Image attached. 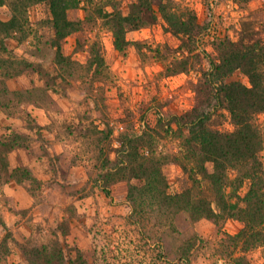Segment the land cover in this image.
Returning <instances> with one entry per match:
<instances>
[{
    "label": "rangeland",
    "instance_id": "1",
    "mask_svg": "<svg viewBox=\"0 0 264 264\" xmlns=\"http://www.w3.org/2000/svg\"><path fill=\"white\" fill-rule=\"evenodd\" d=\"M99 1L81 0L80 6L67 11L70 19L84 21L77 32L61 40L62 53L71 55L72 59L81 63L86 62L90 50H97L102 55L103 65L96 72L95 64L91 71L84 72L86 69H80L73 63L66 66L72 72H64V67L60 68L53 60L54 29L48 19L46 4L35 3L27 8L23 30L11 32L10 36L4 39V45H0V58L12 61L10 65L14 64L9 70H1L0 66V86L10 79H12L11 87H26L30 84L24 89H32L31 96L36 98V102L16 103L11 100V106L0 109V123L4 122L1 117L8 110L12 115L20 111L24 112L21 115L27 122L26 128L38 132L37 129L40 127L30 121V114L25 112V107L32 104L30 108L38 114L46 107L51 114L63 121L57 126L61 131L69 133L72 137L71 142L78 141L77 146L79 143L84 146L85 126L83 128L76 125L85 118L84 115L96 117L100 110V108L97 110V107L105 104L100 115L106 112L110 118L123 119L122 123L116 122L107 152L109 159L111 156L115 159V147L119 145L116 139L121 129L125 130L130 125L140 128L145 122L154 126L159 114L167 116L170 113H181L190 109L197 101L201 103L206 99L208 96L206 88L201 87L197 97L193 85L201 75L200 67L208 69L209 59H217V44L221 38L228 37L240 40L241 43L260 40L264 45V0H173L177 5L189 8L197 16L203 31L200 34L202 35L200 41L197 42L198 46L194 49L197 57L190 53L191 67L189 66L187 71L178 70L176 73L168 74L166 66L170 60L189 55L182 49V36L165 31L164 20L158 14L155 22L127 31L128 45L124 51H118L113 45L112 34L105 24L107 18L97 16L92 21H85L87 11L82 7L87 3L99 5ZM134 1L117 0L116 4L123 12H127ZM105 7L106 11L112 9L110 4ZM10 16L9 7L0 6V19L7 20ZM173 67L181 68L180 65ZM17 70L24 71L22 74L29 73L33 77L31 82L28 83L23 76L11 77L6 74L7 71ZM227 80L248 83L246 75L238 70L230 74ZM38 88L40 90H37ZM52 97L59 99V103L54 105ZM67 117L71 119L67 120L68 123L65 125L66 120L63 119ZM68 124L72 126L68 127ZM210 125L223 131L233 129V123L224 110L213 113ZM1 127L0 124V134L5 132L4 127L3 129ZM158 142V149L162 147L177 149L178 140L173 136L159 138ZM73 149L77 150L79 156L77 157L80 158L81 151L76 146ZM84 155L90 165H85V169L82 170L88 172L91 178L83 185L72 183L69 189L76 188L75 193L60 192L59 196H66L68 202H61L59 207L68 210H63L65 214L62 217L60 216L62 210L58 211L59 222L48 220L49 214L53 211L57 213L55 204L60 200L56 198L58 192L52 193L55 198L53 195L50 196L49 188L54 184H43L35 178L26 179L24 172L12 171L14 168L0 170V191L3 184L9 180L24 185L33 195L39 209H42V216L46 215L42 219L40 215L38 219L43 225L32 222L35 224L34 230L31 231L30 236H27L19 234L18 226L14 227V230L8 227L2 220L0 212V241L8 235L5 247L0 242V264H19L10 262L9 255L11 252L21 254L19 244L26 238L32 241V245L42 249L48 245V251L51 250L54 243L51 241L54 239L69 247H78L88 264H200L205 262L203 259H208V264H213L217 260L220 263H224L225 260L232 263V258L221 254L220 251H223L222 246L229 244L224 240L225 234L228 233L224 224L227 219L239 220L226 218L215 222L212 219L201 218L200 221L203 220L211 225L206 231L201 225H197L199 227L193 225L195 222L191 223L190 218L183 214L182 217L176 218L173 225V220H168L170 217L167 220L163 219L166 215L160 216L161 213L157 214L156 211L149 213L148 209L140 206L137 201L129 200L128 184L124 180L111 184L110 194L107 195L93 178L97 173L95 167L101 164V159L98 157L99 150L94 145L91 150L84 151ZM262 159L264 162V150ZM164 171L170 192H181L191 187L196 193L199 188L207 187V185L199 188L195 186L188 174L184 173L176 163H167ZM29 172L31 175L30 170ZM60 175L64 179V176ZM245 190L244 186L240 191L243 194ZM3 204L10 210L15 208L13 203ZM145 211L147 213L144 214ZM20 213L25 216L27 211ZM32 223H23L27 231L24 232L25 234L31 230ZM239 223L242 226L240 221ZM85 233L89 244L79 246L76 239ZM231 245L227 248L234 250L232 257L241 253ZM64 254H69L70 258H75L76 255L74 249L65 250ZM247 255L252 263L260 264L263 260L264 246L250 251Z\"/></svg>",
    "mask_w": 264,
    "mask_h": 264
},
{
    "label": "trees",
    "instance_id": "2",
    "mask_svg": "<svg viewBox=\"0 0 264 264\" xmlns=\"http://www.w3.org/2000/svg\"><path fill=\"white\" fill-rule=\"evenodd\" d=\"M35 3L47 6L48 19L54 29L53 60L60 68L64 67V72H72L66 67L71 63L86 69L84 72L91 71L94 64L95 72L102 67L103 58L97 50L89 51L85 63L61 51V40L77 32L83 24V19L75 20L67 16V11L80 6L81 0H0V6H8L11 13L7 20L0 19V45H4V39L11 32L23 30L26 10ZM99 3H87L82 7L87 11L85 21H92L97 16L107 18L105 24L112 34L116 50L124 51L128 45L127 31L155 22L159 14L164 20V30L181 35L182 49L189 53L180 59L170 60L166 72L187 71L191 67L190 53L197 57L194 49L202 37L203 27L189 8L177 5L173 0H135L129 10L123 12L116 4L117 0H100ZM107 4L112 8L110 11H106ZM239 41L221 38L217 44V59H209L208 69L200 67L201 75L193 89L197 97L201 87L208 91L204 107L203 102L197 101L184 112L167 116L159 114L154 126L145 122L140 128L130 125L125 130L121 129L116 139L119 145L115 147V159L110 160L107 152L116 122L122 123V117L110 118L106 112L100 115L105 104H97L99 114L92 118L89 114L87 117L84 115L89 119H82L76 126H85L83 151L91 150L94 145L99 150L101 164L95 167L97 173L93 178L107 195L110 194L111 184L124 180L128 184L129 200L137 201L149 213L156 211L161 213L160 216L166 215L163 219L170 217L168 220H173V225L176 218L183 214L190 218L191 223L201 218L215 222L226 218L237 219L242 226L234 234H225L224 240L229 244L222 246L221 254L230 256L233 264H254L247 254L264 246V45L260 40ZM10 62L0 58L1 70L14 66ZM173 65H180L181 68L175 69ZM237 70L246 75L247 84L227 80ZM23 72L7 71L6 74L14 77ZM31 90L10 89L3 82L0 86V109L11 106V100L16 103L36 102ZM217 110L227 111L233 123L232 130L223 131L210 125V119ZM8 129L9 133L0 134V170L9 168L8 152L25 146L28 139V135L10 127ZM168 136L178 140L177 149H158L159 138ZM169 162L178 164L198 188L207 187L199 188L196 193L191 187L181 192H170L164 171ZM12 171H22L26 179H33L25 167H16ZM244 186L246 190L242 194L240 190ZM7 236L0 241L4 247ZM51 242L54 243L48 251V245L42 249L26 238L19 244V249L27 264H88L78 247H69L58 239ZM230 245L241 253L232 257L234 250L227 248ZM71 249L75 250V258L64 254L65 250ZM260 264H264V255Z\"/></svg>",
    "mask_w": 264,
    "mask_h": 264
},
{
    "label": "crops",
    "instance_id": "3",
    "mask_svg": "<svg viewBox=\"0 0 264 264\" xmlns=\"http://www.w3.org/2000/svg\"><path fill=\"white\" fill-rule=\"evenodd\" d=\"M20 76L25 77L28 83L31 82V79H33V77H31L29 73L21 74L18 75L17 77ZM11 81L12 79L5 81L6 85L10 89L21 90L30 85L29 84L26 87L24 86L11 87ZM52 100L54 101L53 102L54 105L59 103V99L56 100L54 97H52ZM30 105L28 107H25V112H28L30 114V121L34 122L33 123L34 125H38L40 127L39 129H37L38 132H35L34 129L26 128L27 122L25 118L21 115L24 112L19 111L17 114L12 115L11 113H9V111H7V113L4 114V116H2L3 118L1 117V119L4 120V122L0 123L2 126L1 129H3L4 127L6 133H9L10 129L7 130V128L10 127L12 129L17 130L20 133H26V135H28L27 144L25 146L15 147L8 152L7 155L8 164L10 169L16 167H26L31 171L32 177L37 179L41 183L54 184V186L49 188L50 196L53 195L52 194L53 192L54 193L58 192L56 198L58 197V199L60 200L57 202V204H55V209L57 210L56 211L57 213L53 211L51 214H49V216L51 217L48 216V220L52 219L53 221L59 222V220L57 219L58 211L62 210L60 212V216L62 217L65 214L63 210H66L63 207H59V205L61 202H68L66 196L63 197L59 196V194L61 195L60 192L63 193L64 191L65 193V191H69L75 193L76 188L69 189L72 183H76L77 185L85 184L91 177L88 176L87 174L88 172L82 169H85V165L86 166L90 165V162L88 159L87 161L85 160L86 157L83 151L84 146H81L80 143L77 146L78 141L74 143L71 142L72 137L69 136V133L65 132L64 130L61 131L58 128L57 125L60 122H63L62 120L58 119L59 117H55L54 114H51V112H49V110L46 107H44L45 110L42 109V112L38 114L30 108L31 107ZM60 115L61 114H59V116ZM70 119L71 118L69 117L64 118L63 120L64 121L66 120L64 124L66 125L68 123L67 120ZM70 122L74 123V121H70ZM75 146L79 149V151H81L80 158H78L79 156L77 150L73 149L75 148ZM113 159L114 157L111 156L110 160ZM58 172L64 176V179L63 177H61V175ZM57 174H59V176H57ZM46 192H48L47 189ZM0 198H1L0 201H2L0 203L1 206L0 212L3 218L2 220L6 223L8 227L12 229L18 226L19 229L18 232L20 235L30 236L31 231L34 230V226H35V224L32 222L39 223L38 219H40V215L42 216V211H41L42 209H39V206L35 202L34 197L31 194V192L28 190V188L14 180H9L5 182V184H3L2 191H0ZM5 202L7 203V205L13 203L15 207L14 210H10L8 206H4L3 203ZM20 211L23 212L27 211V214L23 216L20 213ZM43 217H46V215L42 216L41 219ZM19 220H21L20 223H18ZM25 222L32 223L31 230H29L28 234L24 233L27 232L25 230L26 228L23 226V223ZM193 225L195 226L201 225L202 229L206 231H208V229H210L211 226L210 224H206L203 220L201 221L199 220L198 222L196 221L195 224ZM240 226L241 225L239 221H234L230 219L229 220L227 219V221L224 224L225 230L230 234L236 233L240 229ZM45 230H47V228H45ZM76 240L79 246L80 245L87 246L89 244V239L87 238L86 233L81 237L78 236ZM9 256H10L9 261L12 263L27 264L26 260L18 252L17 253L11 252ZM203 260L205 262L200 264H208V259L207 260L203 259ZM213 264H233V263L229 262V260L228 261L225 260L224 263H220L217 260Z\"/></svg>",
    "mask_w": 264,
    "mask_h": 264
}]
</instances>
